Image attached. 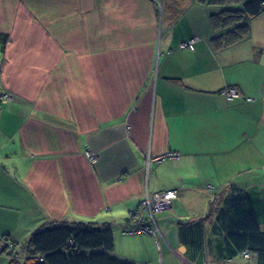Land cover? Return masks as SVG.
<instances>
[{
	"label": "crops",
	"instance_id": "crops-1",
	"mask_svg": "<svg viewBox=\"0 0 264 264\" xmlns=\"http://www.w3.org/2000/svg\"><path fill=\"white\" fill-rule=\"evenodd\" d=\"M247 1L0 0V264L63 222L111 225L134 264H258L229 257L221 216L242 188L264 233V5ZM169 191L156 233L130 232Z\"/></svg>",
	"mask_w": 264,
	"mask_h": 264
},
{
	"label": "trees",
	"instance_id": "trees-1",
	"mask_svg": "<svg viewBox=\"0 0 264 264\" xmlns=\"http://www.w3.org/2000/svg\"><path fill=\"white\" fill-rule=\"evenodd\" d=\"M263 5L264 0H249L244 4V12L257 15ZM226 207V214L223 211L221 216L223 214L227 220L229 257L253 254L257 256L258 264H264V233L256 221L249 194L242 188L233 187ZM113 246L114 233L109 224L63 222L34 232L28 243V257L23 263L12 259L10 264H134L116 256Z\"/></svg>",
	"mask_w": 264,
	"mask_h": 264
},
{
	"label": "built area",
	"instance_id": "built-area-1",
	"mask_svg": "<svg viewBox=\"0 0 264 264\" xmlns=\"http://www.w3.org/2000/svg\"><path fill=\"white\" fill-rule=\"evenodd\" d=\"M198 38H194L190 41L183 42L179 46L182 50H194L195 44L197 42ZM224 95L227 97L229 101H232L234 99L240 98L241 95L239 91L235 88H230L224 92ZM2 103H9L13 101V95L12 94H3L1 96ZM87 158L91 162L96 161V154L87 151L86 152ZM180 153L179 152H169L167 154H164L162 156L156 157V158H149L148 162H161L162 160L166 159H176L179 158ZM177 191H169V192H163V193H156L153 196H147L146 199L139 205L137 210H135L132 215L131 219L135 223V229H131L130 232L133 231H140V232H146V233H156L157 228L155 226V220L154 215L156 213H159L161 211L166 210L172 199H174L177 196ZM137 227V228H136ZM245 258H250L251 254L245 253Z\"/></svg>",
	"mask_w": 264,
	"mask_h": 264
},
{
	"label": "rangeland",
	"instance_id": "rangeland-1",
	"mask_svg": "<svg viewBox=\"0 0 264 264\" xmlns=\"http://www.w3.org/2000/svg\"><path fill=\"white\" fill-rule=\"evenodd\" d=\"M253 262H254V260H252V261L250 260V262H249V263H253Z\"/></svg>",
	"mask_w": 264,
	"mask_h": 264
}]
</instances>
